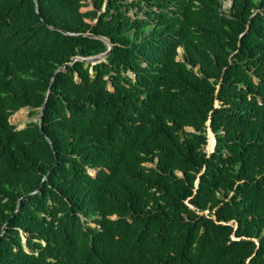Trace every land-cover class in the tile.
Listing matches in <instances>:
<instances>
[{"label":"trees","instance_id":"obj_1","mask_svg":"<svg viewBox=\"0 0 264 264\" xmlns=\"http://www.w3.org/2000/svg\"><path fill=\"white\" fill-rule=\"evenodd\" d=\"M0 264H264V0H0Z\"/></svg>","mask_w":264,"mask_h":264},{"label":"rangeland","instance_id":"obj_2","mask_svg":"<svg viewBox=\"0 0 264 264\" xmlns=\"http://www.w3.org/2000/svg\"><path fill=\"white\" fill-rule=\"evenodd\" d=\"M230 0H222V6L223 7H227L229 4ZM90 7V5H86V6H82L81 9H86ZM128 14L131 15L132 14V10L128 11ZM181 54V47L177 48V57H179ZM108 87H110L108 85ZM216 104V101H215ZM16 111V110H15ZM37 117L36 114H32L29 115L28 114V108L27 107H22L20 111H18L15 115H13L12 113L8 116V120L13 123L16 127H22L24 125V123L29 120V119H33L35 120ZM207 131V139H206V144L204 149L208 152L210 149H208V146L210 144V140L208 138V129H206ZM212 147V146H211ZM95 169L92 168H88V172L93 174Z\"/></svg>","mask_w":264,"mask_h":264},{"label":"water","instance_id":"obj_3","mask_svg":"<svg viewBox=\"0 0 264 264\" xmlns=\"http://www.w3.org/2000/svg\"><path fill=\"white\" fill-rule=\"evenodd\" d=\"M87 34H89V35H93V34H91V33H87ZM93 36H98V37H100V38H102L103 39V41L106 43V49L104 50V51H102V52H100V53H97V54H94V55H89V56H78V55H74V56H72L71 57V60H73V59H76V58H78V59H83V60H85V61H89L90 63H94V62H96V61H99V60H102V59H104V57L107 55V53H108V51H109V48H110V46H111V43H110V41L106 38V37H104V36H100V35H93ZM70 62V61H69ZM68 62V63H69ZM64 65L62 64L61 66H58L57 67V69H59V68H61V67H63ZM43 105H44V102H42V104L38 107V115H37V119H38V126H40V124H41V112H42V108H43ZM208 122H209V120L207 119L206 120V124L208 125ZM207 129H209V127H207ZM209 131H210V129H209ZM211 132V131H210ZM211 134H212V132H211ZM206 136H207V131H206ZM212 137H213V135H212ZM207 139V138H206ZM213 143H214V138H213ZM213 146V145H212ZM210 150H212V147H211V149ZM209 150V151H210Z\"/></svg>","mask_w":264,"mask_h":264},{"label":"bare ground","instance_id":"obj_4","mask_svg":"<svg viewBox=\"0 0 264 264\" xmlns=\"http://www.w3.org/2000/svg\"><path fill=\"white\" fill-rule=\"evenodd\" d=\"M209 130V129H208ZM211 133V132H210Z\"/></svg>","mask_w":264,"mask_h":264},{"label":"clouds","instance_id":"obj_5","mask_svg":"<svg viewBox=\"0 0 264 264\" xmlns=\"http://www.w3.org/2000/svg\"><path fill=\"white\" fill-rule=\"evenodd\" d=\"M38 118V117H37Z\"/></svg>","mask_w":264,"mask_h":264}]
</instances>
